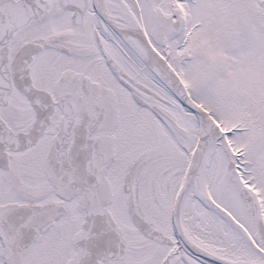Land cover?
Returning <instances> with one entry per match:
<instances>
[{"label": "snow or ice", "instance_id": "obj_1", "mask_svg": "<svg viewBox=\"0 0 264 264\" xmlns=\"http://www.w3.org/2000/svg\"><path fill=\"white\" fill-rule=\"evenodd\" d=\"M0 264H264V0H0Z\"/></svg>", "mask_w": 264, "mask_h": 264}]
</instances>
